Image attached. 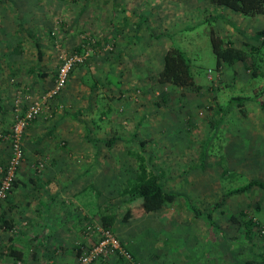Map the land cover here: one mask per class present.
Instances as JSON below:
<instances>
[{
    "label": "rangeland",
    "instance_id": "rangeland-1",
    "mask_svg": "<svg viewBox=\"0 0 264 264\" xmlns=\"http://www.w3.org/2000/svg\"><path fill=\"white\" fill-rule=\"evenodd\" d=\"M211 29L235 47H259L253 57L260 73L248 61L216 70ZM24 30L33 32L41 58ZM261 30L264 14L245 16L211 0H0V169L12 156L15 115L50 90L62 55L78 47L88 52L64 89L42 106L36 135L30 136L33 122L22 131L17 185L0 201L2 212L14 190L44 192L52 183L58 190L65 177L81 171L77 182L86 189L76 193L61 187L65 193L49 207L50 215L63 216L60 224H53L42 258L26 264H77L100 240L97 206L116 213L110 231L131 261L110 251L90 264H264V228L254 227L247 239L241 221L230 219L242 210L263 221L264 189L225 194L250 179L264 181V110L252 99L244 102L245 113L229 104L231 97L256 98L264 90ZM171 45L185 54L199 88L157 82ZM91 78L97 81L93 90ZM221 108L228 110L222 118ZM112 135L117 139L107 145L104 140ZM129 151L142 152L148 168L160 170L164 189L176 197L157 212L122 222L133 205L118 191L137 166ZM223 166L230 175L220 179ZM53 173L49 186L38 180ZM186 199L196 211L212 209L219 228L195 216ZM23 249L32 257L39 251L30 243Z\"/></svg>",
    "mask_w": 264,
    "mask_h": 264
},
{
    "label": "trees",
    "instance_id": "trees-1",
    "mask_svg": "<svg viewBox=\"0 0 264 264\" xmlns=\"http://www.w3.org/2000/svg\"><path fill=\"white\" fill-rule=\"evenodd\" d=\"M211 2L230 7L236 11H239L241 14L245 16L253 17L260 14H264V0H211ZM19 28H20L19 31L23 30L22 25H19ZM24 32L28 38L35 41V44L37 46L38 58H41L42 51L40 49V44L35 39L33 32L31 30L30 31L24 30ZM260 33H264V30H261ZM210 42L216 61L215 62L216 70L226 66L227 67L235 66L239 61H246V62L248 61L250 63V66L253 67V72L257 70L258 71L257 74L260 73V70L258 68L259 66L258 61L255 57H253L255 53H258L260 51L259 47L251 46L248 51L242 48L235 47L232 45V41L224 40L221 36L217 35L213 29L210 30ZM76 50H77L76 52L78 53L83 52V48L80 47H78ZM16 51L19 52L21 50L19 48V50ZM76 66H74L71 69L70 73L73 72ZM36 72L37 75L40 76L41 78L45 75L43 72L39 70H37ZM88 75L89 73L85 75L84 78L82 76L81 80L83 82H86L85 77ZM156 80L158 83L164 85L169 84L175 87H185V88H193V89L199 88L198 85L195 84L194 77L190 70L189 62L185 54L180 48L172 45L169 46L166 49L165 53L163 54L162 67L156 75ZM96 86H97V81L91 78V80H89V88L93 90ZM263 93L264 90H261L259 93L261 99L260 97L252 98L246 96L231 97L229 100V104H236L237 106H239L241 112L245 113V110L243 108L244 102L247 101L248 99H252L257 101L259 106L264 110V96L262 95ZM55 97H57V95L52 98ZM48 101H50V99ZM219 110L221 111L222 108ZM227 111L226 109L225 112L221 111L220 118H222ZM222 113L223 115L221 116ZM38 116H36L33 120H31L30 123L34 122ZM133 136H136V134L134 133ZM116 139L117 137L115 135H112L108 139L104 140V142L107 145H112L116 141ZM132 139L136 140L135 137H133ZM139 144L143 146L144 141L139 140ZM129 153L132 154L135 160L137 161L135 176L132 179L127 180L126 185L118 191V194L124 196L125 197L124 200L128 203H131V205L133 206H130L125 210L121 220L122 222H131L133 220L141 218L147 213L157 212L161 210L163 207L170 204L173 201V199L176 197L175 193L171 191H166L164 189L163 184L161 182L159 168L157 169L159 170L157 171V173H155L153 170L148 168L147 159L145 158L142 152L140 153L138 151H129ZM203 154H205V152ZM227 173H228L227 167L223 166L220 173V179L227 178V176L230 175L228 174L226 176ZM1 175L2 174L0 171V177ZM16 185H17V178L13 182L11 190L15 188ZM89 186L94 189L93 185H89ZM252 187H260L264 189V181L258 179H250L240 186L226 189L225 194L226 196H230L233 194L245 193L247 192L248 189ZM97 193L98 195L100 194L99 191H97L96 194ZM135 201L139 203H133ZM185 202L187 207L194 212L195 216L201 217L208 227L216 228V229L219 228L214 221L212 209L199 212L190 206V202L188 201V199H186ZM93 212L98 213L101 221V226L103 229L112 230L116 220V213L114 212V210L107 209L105 207L101 208L97 206V208ZM230 219L235 222L239 220L241 221V224L243 226V230H242L243 235L247 239L252 238V236L255 234L254 227L264 228V220L263 221L256 220L254 217H248L247 214L242 210L236 214L231 213ZM81 252H82L81 248H77V253L80 254ZM10 254L14 256L16 260H20L23 255V251L19 249L11 248Z\"/></svg>",
    "mask_w": 264,
    "mask_h": 264
},
{
    "label": "crops",
    "instance_id": "crops-1",
    "mask_svg": "<svg viewBox=\"0 0 264 264\" xmlns=\"http://www.w3.org/2000/svg\"><path fill=\"white\" fill-rule=\"evenodd\" d=\"M119 26L122 25H118V27ZM161 67L162 65H160V69ZM40 121L42 120L37 119L30 125V136L36 135L37 129L35 126H39ZM94 159L95 158L90 159L91 164H93L92 162H94ZM55 176L56 175L54 173L52 175L48 174L42 178H39L38 180L41 182L44 180V183H42L45 184V182H47V186H49L52 181L55 180ZM79 177H82L81 171H75L73 178H71V176L65 177L63 181L61 180L62 183L60 184L58 190H56L55 184L52 183L53 186L50 185L51 188L48 191L47 188H44V192L40 189L38 191L35 189V191H32L31 189L30 191H13L14 193H12V199L8 201L7 205L2 207V212H0V264H26L27 260H36L37 257H39V259L42 258V254L46 251L42 252L41 250L45 248L47 249L49 238L52 233V227H54L53 224H60L59 218L62 216L56 211L55 213L60 216L59 218H55L56 215H50V204L52 201H54V199L57 198L59 194H62L63 191L65 193V190H62L63 188L66 190L73 188V190L75 189L74 192L76 193H80L86 189V186L84 187L80 185L79 182H77ZM94 189L96 188L94 187ZM25 192L30 193V200L25 199V197L28 195ZM41 193L47 194L43 200H39L37 198L38 196H44V194ZM18 197L22 199H19ZM61 202L62 200L59 201V203ZM91 214H93V212L89 213L86 211L87 216H91ZM27 243H30V247L34 245L35 249L39 250L35 251V255H33V257L26 256L25 250L23 248L27 246ZM11 248L23 251V255L20 260H16L14 256L10 254ZM49 258L50 257H48V259ZM30 261H28L27 264H30Z\"/></svg>",
    "mask_w": 264,
    "mask_h": 264
},
{
    "label": "built area",
    "instance_id": "built-area-1",
    "mask_svg": "<svg viewBox=\"0 0 264 264\" xmlns=\"http://www.w3.org/2000/svg\"><path fill=\"white\" fill-rule=\"evenodd\" d=\"M87 55L88 52L84 49L82 53L73 52L62 55L54 84L50 90L41 97L31 99L26 111L23 114L17 113L15 115V121L12 129L14 137L12 143V156L10 157L8 165L3 168L4 170L0 169L2 174L0 177V201L5 199L10 193L12 184L16 179V170L23 156L22 147L19 142L22 131L31 120L40 114L44 103L50 98L58 95L60 91L64 89L68 82L71 69L82 63L87 58ZM110 251L118 252L127 263L131 261V255L128 250L121 245L119 240L110 230L102 228L99 242H97L96 245L89 251L83 252L78 257L77 264H90L93 260Z\"/></svg>",
    "mask_w": 264,
    "mask_h": 264
}]
</instances>
